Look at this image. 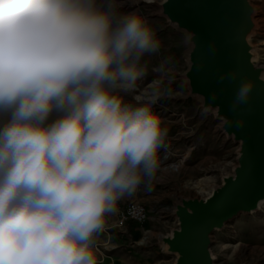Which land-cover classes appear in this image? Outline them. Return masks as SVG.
I'll list each match as a JSON object with an SVG mask.
<instances>
[{
  "label": "clouds",
  "instance_id": "1",
  "mask_svg": "<svg viewBox=\"0 0 264 264\" xmlns=\"http://www.w3.org/2000/svg\"><path fill=\"white\" fill-rule=\"evenodd\" d=\"M156 46L145 19L95 0H0V264H98L105 216L166 147L151 103L109 91L134 85Z\"/></svg>",
  "mask_w": 264,
  "mask_h": 264
},
{
  "label": "rangeland",
  "instance_id": "2",
  "mask_svg": "<svg viewBox=\"0 0 264 264\" xmlns=\"http://www.w3.org/2000/svg\"><path fill=\"white\" fill-rule=\"evenodd\" d=\"M95 2L115 19L124 14L140 16L154 32L157 46L143 57L142 75L134 85L115 86L109 91L122 106L151 103L162 126L167 127V137L166 147L159 151L155 177L126 193L105 216L102 231L93 237V251L98 264H173L175 255L164 252L158 240L177 227L174 204L182 197H207L222 183L223 176L232 174L239 144L223 132L222 120L213 110L204 109L198 96L189 95L183 76L188 67V37L161 15L162 0ZM250 3L255 26L248 39L264 77V0ZM60 115L54 109L49 122ZM6 120L7 115L0 117V124ZM176 164L179 166L173 169ZM129 202L141 203L147 209L148 219L142 226L116 224L119 211ZM210 239L209 250L216 264H264V201L257 210L240 213L214 230Z\"/></svg>",
  "mask_w": 264,
  "mask_h": 264
},
{
  "label": "water",
  "instance_id": "3",
  "mask_svg": "<svg viewBox=\"0 0 264 264\" xmlns=\"http://www.w3.org/2000/svg\"><path fill=\"white\" fill-rule=\"evenodd\" d=\"M161 15L187 34L189 95L222 120L223 132L239 144L233 173L205 198H180L173 206L177 227L161 235L173 264H216L210 235L264 200V77L249 36L255 26L250 0H162ZM243 83L251 84L244 102ZM244 264V263H243Z\"/></svg>",
  "mask_w": 264,
  "mask_h": 264
},
{
  "label": "built area",
  "instance_id": "4",
  "mask_svg": "<svg viewBox=\"0 0 264 264\" xmlns=\"http://www.w3.org/2000/svg\"><path fill=\"white\" fill-rule=\"evenodd\" d=\"M148 219L147 209L143 204L138 202L127 203L118 213L116 224L124 226L128 222H134L138 226H142Z\"/></svg>",
  "mask_w": 264,
  "mask_h": 264
},
{
  "label": "bare ground",
  "instance_id": "5",
  "mask_svg": "<svg viewBox=\"0 0 264 264\" xmlns=\"http://www.w3.org/2000/svg\"><path fill=\"white\" fill-rule=\"evenodd\" d=\"M254 12H255V10H254ZM256 14H257V13H256ZM175 166H179V164H178V165H177V164H176V165H173V169H174ZM175 170H176V169H175ZM263 201H264V200H263ZM259 204H260V203H259ZM143 239H144V238H143Z\"/></svg>",
  "mask_w": 264,
  "mask_h": 264
},
{
  "label": "trees",
  "instance_id": "6",
  "mask_svg": "<svg viewBox=\"0 0 264 264\" xmlns=\"http://www.w3.org/2000/svg\"><path fill=\"white\" fill-rule=\"evenodd\" d=\"M130 223H134V222L131 221Z\"/></svg>",
  "mask_w": 264,
  "mask_h": 264
}]
</instances>
